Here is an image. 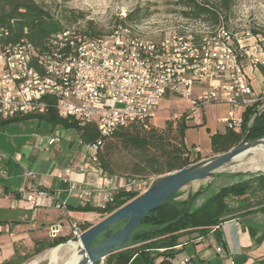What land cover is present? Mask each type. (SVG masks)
I'll list each match as a JSON object with an SVG mask.
<instances>
[{"label":"built area","instance_id":"built-area-1","mask_svg":"<svg viewBox=\"0 0 264 264\" xmlns=\"http://www.w3.org/2000/svg\"><path fill=\"white\" fill-rule=\"evenodd\" d=\"M181 29L159 30V41L121 26L99 38L67 30L53 37L47 51L25 41L7 48L0 52V120L43 114L54 106L62 118L93 122L101 140L86 147L96 164L105 138L137 121L152 122L169 99L186 100L192 114L226 103L228 116L219 122L240 133L245 111L264 98V90L255 93L248 73L264 66V48L250 32L245 34L249 43L243 45L224 27L212 31L204 24L187 23ZM197 88H201L198 93ZM60 139L54 135L48 146ZM4 159L0 154V164ZM104 177L112 192L126 190L141 196L152 184ZM113 197L106 195L107 203ZM20 203L31 210L67 212L66 202L41 188L22 193ZM60 229L53 228L51 236ZM77 229L74 225L75 236ZM174 264L191 261L185 258Z\"/></svg>","mask_w":264,"mask_h":264},{"label":"trees","instance_id":"trees-1","mask_svg":"<svg viewBox=\"0 0 264 264\" xmlns=\"http://www.w3.org/2000/svg\"><path fill=\"white\" fill-rule=\"evenodd\" d=\"M182 4L189 10L183 13L186 17L195 20L206 18L213 24L220 25L223 18L228 20L233 0H220V6H215L204 0H183ZM219 10H224L227 14L223 15ZM148 17V12L142 13L141 9H137L129 13L126 19L118 21L117 28L138 25ZM85 20L83 13L76 14L72 11L64 10L58 15H53L35 0H0V52L23 41L47 51L53 37L70 30L74 25ZM81 34L99 38L111 33H102L92 21H89ZM258 70L264 79V66H259ZM261 104L260 101L245 111L243 128L240 133L226 127L224 133H215L210 137L212 156L228 153L244 142L264 137V110H258ZM30 119L60 126L64 129H74L79 133L82 143L86 146L96 144L101 140L100 131L93 122H84L77 118H62L54 106L50 107L46 113L0 120V124ZM190 128L187 124V116L176 123H168L164 129L154 127L149 120L137 121L128 127L118 128L103 140V144L97 152L98 167L103 175L118 177L119 169L113 162V154L123 152L136 157V161L129 170L133 177L160 178L186 169L202 161L199 152L195 153L196 157L193 159L192 152L194 150H190L186 145V134ZM259 182L264 192V176L259 177ZM251 184V181H245L224 188L198 208L193 206L201 193L191 196L181 203L173 201L178 194L175 195L164 206L144 218L141 226L155 227L180 220L157 233L137 237L132 247L139 242H145L146 245L113 254L106 259L107 264H131L136 255H141L147 260L163 257L165 262L174 259L178 254L174 250L176 247L184 245L190 240L207 237L213 233L216 227H220L230 213L226 199L232 195L246 193L250 190ZM139 196L136 192L119 190L114 195L113 201L108 202L104 208L86 207L80 211L100 214L104 220ZM192 200L191 211L186 214ZM78 228L85 232L92 226L85 224L78 225ZM216 236L219 238L217 231ZM69 239L55 240L43 248L37 249L35 255L47 247H58ZM160 250H164V252H160ZM6 264H12V262Z\"/></svg>","mask_w":264,"mask_h":264},{"label":"crops","instance_id":"crops-1","mask_svg":"<svg viewBox=\"0 0 264 264\" xmlns=\"http://www.w3.org/2000/svg\"><path fill=\"white\" fill-rule=\"evenodd\" d=\"M248 73L255 75L249 74L251 79L255 78L252 79L255 93L260 95L264 90L262 75L259 71L250 70ZM200 90L197 88L196 92ZM206 110L192 114L190 118L200 124V117L206 119ZM15 123L0 124V154L5 157L0 164V264L23 263L35 255L37 249L55 240L70 238L74 225H97L103 221L100 214L80 209L103 208L107 204L106 195L117 193L108 186L98 164L92 162L93 152L82 143L76 130L68 129L77 132L79 148H75L74 142L63 143L62 138L55 146L49 147V140H40L37 134L5 135ZM38 123L39 128L45 124L51 135L57 129H64ZM218 124L220 128L215 133H224L226 126L219 120ZM194 151L199 152L202 161L215 157L211 149L205 156L198 148ZM27 172L34 177H29ZM71 187H74L73 192H70ZM38 188L66 202L67 212L56 208L31 210L20 203L22 193ZM202 202L199 205L194 203L195 208ZM230 208L233 212L213 233L176 247L174 250L178 254L174 259L165 262L163 257L147 260L136 255L131 264H174L185 258L190 259L191 264H264V196L236 199ZM57 226H61L60 232L52 237L51 230ZM218 249L222 251L218 252Z\"/></svg>","mask_w":264,"mask_h":264},{"label":"rangeland","instance_id":"rangeland-1","mask_svg":"<svg viewBox=\"0 0 264 264\" xmlns=\"http://www.w3.org/2000/svg\"><path fill=\"white\" fill-rule=\"evenodd\" d=\"M40 6L53 15H58L61 11H72L76 14L83 13L85 21L79 22L70 28L71 31L82 33L86 28L87 22L92 21L100 31L104 34L112 33L118 26L117 22L126 19L129 13L141 9L142 13H149V17L143 20L138 25H128L126 28L133 29L136 33L144 36L145 38L153 41H159L161 34L159 30L167 28H178L182 30L186 24L206 25L210 30L214 31L219 27H224L233 37L235 41L243 40V45L248 44L245 40V34L250 32L253 36L257 37L262 47L264 48V0H233V7L228 14V20L222 19L220 25H215L211 21L202 18V20H195L186 17L183 13L189 11L184 8L183 0H35ZM208 1L215 6H220V0H204ZM223 15L227 14L224 10H219ZM208 19V18H207ZM257 33V34H255ZM259 71V70H258ZM250 72V70L248 71ZM250 74V73H249ZM251 75V74H250ZM255 76V75H251ZM253 79V77H252ZM224 82L222 79H217ZM255 80V78L253 79ZM264 101H262L259 111H263ZM230 106L226 103L213 105L206 110V119L200 117L198 124L195 119H191L192 111L186 100L182 99H169L162 105L160 114L154 119L151 124L159 129H164L170 122L176 123L184 116H187V124L191 127L187 131L186 145L190 150L198 148L203 156L208 154L211 149L210 137L220 128L218 120L226 119ZM38 121L30 119L22 122L12 124L7 129V136H18L24 134H37V138L42 140H49L52 135L46 128L45 124L38 127ZM61 135H60V133ZM60 135L64 142H74L75 148L80 147L78 134L74 130L57 129L54 135ZM53 135V136H54ZM69 150L67 149L66 153ZM196 151L192 152L193 159L196 157ZM252 156H246L243 159L237 160L229 165L224 173L226 175H234L232 178H219L210 179L206 181L196 182L184 188L174 198L175 203L186 201L189 197L201 193L195 205L205 203L208 199L219 193L224 188L230 187L236 183L251 181L250 190L242 195H232L226 199L227 208L230 211L229 215L233 212L230 208L232 201L244 197H257L263 195L264 192L260 186L259 177L264 176L263 163L257 159H252ZM136 157L127 153L115 152L113 154V162L119 169L118 177L126 181H150L154 182L156 177H133L129 170L134 163ZM152 185V184H151ZM195 207V206H193ZM78 226V225H77ZM75 237L74 227L70 235L68 243ZM66 242V243H67ZM65 244V243H64ZM146 245L145 242H139L132 248H138ZM67 246V245H64ZM56 248V247H55ZM60 253L58 264H67L71 261L73 256L79 252L71 254V249L63 247ZM54 248H45L41 253L32 255L20 264H50L49 253ZM66 249V250H65ZM164 252V250H160ZM107 264V260H104Z\"/></svg>","mask_w":264,"mask_h":264},{"label":"water","instance_id":"water-1","mask_svg":"<svg viewBox=\"0 0 264 264\" xmlns=\"http://www.w3.org/2000/svg\"><path fill=\"white\" fill-rule=\"evenodd\" d=\"M259 145H264V137L244 142L228 153L160 177L144 194L97 225L85 232L77 229V235L71 240L72 243L80 244L78 251L82 259L77 264H101L109 256L132 248L137 237L157 233L174 225L180 219L155 227H142L141 222L191 184L222 177H234V175H226L224 170L239 156ZM192 206L193 200L190 201L186 214L191 211ZM66 244L68 242L62 245Z\"/></svg>","mask_w":264,"mask_h":264},{"label":"bare ground","instance_id":"bare-ground-1","mask_svg":"<svg viewBox=\"0 0 264 264\" xmlns=\"http://www.w3.org/2000/svg\"><path fill=\"white\" fill-rule=\"evenodd\" d=\"M252 156V159H257L259 161H262V163L264 164V145H259L251 150H249L248 152H246L245 154H242L241 156H239L235 162L237 160L243 159L246 156ZM264 170V165H263V169ZM67 246H58L54 249H52L49 253V263L50 264H58L59 263V259H60V253L61 251H63L62 249H64L63 247H66L67 250L68 248L71 249V254L75 253L76 251H78V247L80 246L79 243H72L69 242L68 244H66ZM66 250V249H65ZM82 257L79 255V253L75 256H73V258L71 259V261L67 264H77L81 261Z\"/></svg>","mask_w":264,"mask_h":264}]
</instances>
